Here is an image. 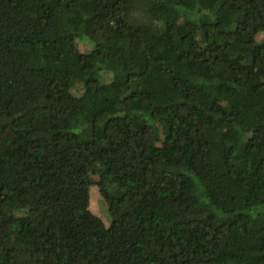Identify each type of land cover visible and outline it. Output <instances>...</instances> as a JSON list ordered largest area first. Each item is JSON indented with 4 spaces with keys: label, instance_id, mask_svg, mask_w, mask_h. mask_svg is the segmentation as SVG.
Segmentation results:
<instances>
[{
    "label": "trees",
    "instance_id": "trees-1",
    "mask_svg": "<svg viewBox=\"0 0 264 264\" xmlns=\"http://www.w3.org/2000/svg\"><path fill=\"white\" fill-rule=\"evenodd\" d=\"M263 25L264 0H0V264H264Z\"/></svg>",
    "mask_w": 264,
    "mask_h": 264
},
{
    "label": "rangeland",
    "instance_id": "rangeland-1",
    "mask_svg": "<svg viewBox=\"0 0 264 264\" xmlns=\"http://www.w3.org/2000/svg\"><path fill=\"white\" fill-rule=\"evenodd\" d=\"M258 40H264V25L262 27L261 32L258 34ZM81 50L88 51L90 49L89 45L85 42H81ZM148 135H151V132H148ZM89 208L91 211L101 218L105 223H109L111 220V216L108 211V204L105 199L101 196L99 188L95 185L90 187V205ZM246 219L244 217L231 219L228 223L230 228L233 231H237L241 228L245 223Z\"/></svg>",
    "mask_w": 264,
    "mask_h": 264
}]
</instances>
